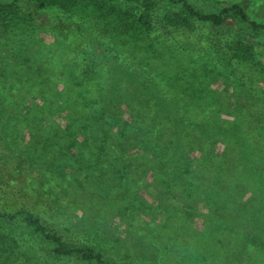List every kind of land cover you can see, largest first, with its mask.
<instances>
[{
  "label": "rangeland",
  "instance_id": "rangeland-1",
  "mask_svg": "<svg viewBox=\"0 0 264 264\" xmlns=\"http://www.w3.org/2000/svg\"><path fill=\"white\" fill-rule=\"evenodd\" d=\"M190 1L202 11H216L220 2L242 0ZM262 3L264 0H250L247 10L249 19L259 24H264V10L257 11ZM136 4L129 0L128 7L133 14H140ZM158 7L162 15L179 10L167 1ZM125 10L122 8L121 14L125 22L122 27L129 29L126 33H120V27L116 32H112V27L105 30L103 13L80 6L75 11L51 10L48 17L52 24H40L26 16L16 34L11 32L9 43L20 48L15 55L3 42L0 84L16 83L18 78L27 84L16 93L0 87V161L7 163L16 158L18 167L24 171L22 177L13 178L9 176V168L0 165L4 174L0 176V189L6 202L13 208H33L37 201L47 200L48 194L41 193L33 184L39 178L28 165L60 176L50 182V188H59L66 174L68 185H75L81 175L79 183L92 198L93 208L86 209L82 200L75 199L62 202L55 210L54 228L64 234L68 243L90 246L113 264H264V130L254 123L235 122V118H240L216 107V99L233 106L242 103L244 113H248L247 107L259 100L246 92L241 83L238 85L224 57L212 48L221 43L219 39H213L209 48L195 45L186 36L169 44L159 39L146 41L140 30L129 27L136 24V17H130ZM226 27L229 30L240 27L247 37L264 43L263 29L255 30L242 22H232ZM220 32L223 31L216 30L217 35ZM123 60L140 62L153 71V81H147L146 86L150 93L159 94L165 106L160 114L171 121L168 133L199 131V123L206 122L205 131L209 135L233 139V148L238 149L236 154L229 151L237 156L239 166L238 169L233 166V159L226 161V165L242 181L236 186L231 184L226 170L219 179L214 175L213 188L206 196L216 207L207 209L196 198L191 205H185L172 190L183 180L178 169L184 152L180 139L166 155L150 151L151 146L136 147L143 162L137 165L128 160L118 166L112 177L102 175L94 163L88 162L90 154L75 156V151L69 148L70 131L65 126L73 111L71 105L78 100L82 104L100 102L101 96L95 94L98 84H103L110 70L107 68L128 67ZM131 65L132 70H139L137 65ZM113 80H118L115 72ZM125 96L130 100L139 98L135 93ZM207 105L212 108L207 110ZM216 118L224 119L228 125L224 128L212 125ZM219 137L212 146L218 159L225 148ZM110 141L117 149L125 150L127 143L119 141L118 136ZM97 156L102 158L104 152L99 150ZM29 170L31 173H27ZM218 172L222 173L219 167L215 169ZM9 180H15L19 194L8 195L11 191L5 184ZM26 186H32V190L20 191ZM55 192L60 198L58 189ZM219 200L228 201L221 207ZM50 202L45 206H51ZM37 208L43 215H55ZM72 259L66 264H76L78 260Z\"/></svg>",
  "mask_w": 264,
  "mask_h": 264
},
{
  "label": "trees",
  "instance_id": "trees-1",
  "mask_svg": "<svg viewBox=\"0 0 264 264\" xmlns=\"http://www.w3.org/2000/svg\"><path fill=\"white\" fill-rule=\"evenodd\" d=\"M134 1L137 3L135 8L138 12L140 11V14L130 12L129 0H118V2L116 0H14L0 2V50L5 41L12 53L17 54L20 48L16 44L9 43L11 34H16L20 23L25 20L26 16L34 20L37 19L40 24H52L48 13L53 9L75 11L82 6L89 10H95V12L100 11L106 21L105 30L112 27L114 28L112 32H116L120 27V33H126L129 29L122 27L125 22L121 14L122 8H125L124 13L129 14L132 18L136 17V24L129 27L134 28L135 31L140 30L146 41L159 39L167 41L169 44L171 41L186 36L190 41L196 42L195 45L201 44L205 45V48H209L212 47L213 39H219V43H221L212 48L224 57L226 66L229 72L237 78L238 85L241 83L244 90L252 93L259 103L251 104L247 107L248 113H244L245 108L242 103L233 106L216 99L217 110L240 118H235V122L241 120V122L254 123L264 130V78H262L264 43L250 39L240 27H233L231 30L226 27L232 22H242L248 23L252 29L264 30V24L249 19L247 10L250 0L228 4L220 2L217 4L216 11H202L196 8L190 0H132V2ZM166 1L171 3L173 8L179 10L167 11L162 15L158 12V5ZM263 10L264 3L257 11ZM56 25L58 27L59 23ZM54 27L57 28L55 24ZM216 30L223 32L217 35ZM194 37L198 38L193 39ZM234 39L237 41L233 42ZM3 55L4 52L1 51L0 57L2 58ZM123 62L129 66L122 68L121 65H114L112 68H107L110 70H107L103 84H98L95 93L97 96H101L100 102L90 101L82 104L78 100L71 105L70 109L73 111L67 118L69 126L65 127H68L67 130L70 131L72 147L66 143L67 147L75 151L73 152L75 156L90 154L88 162L94 163L102 175H111L109 177H112L118 166H123L128 160L135 161L137 165L143 162L139 157V150H135L136 147L149 149L151 146L150 151L166 155L168 151L178 145L180 139L179 145L181 143L180 146L183 147L184 152L182 150L178 169L183 180L173 186L172 190L181 197L185 205H191L192 201H195L193 198H196L202 204L204 202L207 209H211L212 205L216 207L212 200H208L206 196L213 188L211 184L213 176L215 175L219 179L226 170L230 173L231 184L236 186L242 181L232 170V167L226 165V161L233 159V166L237 169L239 166L237 156H233V152L236 154L238 149L233 148L235 147L233 139L219 137L220 135H209L205 131L208 126L206 122V124L199 123V131L189 132L190 129H186L177 134L168 133L171 128L168 123L171 121L165 115L160 114V112H164L165 106L160 102L159 94L150 93V88L148 89L146 86L147 81H153L151 77L153 71L145 65H141L140 62H126V60ZM131 63L137 65L139 70H132ZM93 65L95 66V63ZM114 72L117 74L118 80H113ZM15 81L16 83L11 81L9 84H0V87L8 92L16 93L22 91L23 86L27 85L19 78L18 81ZM99 91H101L100 94ZM131 93L137 94L139 98L137 100L127 99L125 94L130 95ZM24 107L16 110L20 111ZM210 108L212 107L207 105V110ZM204 116L205 113L200 115L201 118ZM212 125L224 128L228 123L224 119L216 118ZM163 129L166 130L163 131ZM117 136L119 141L127 143L126 148L124 147L125 150L120 147L117 149L111 143L110 139L115 140ZM216 137H219V141L225 146L219 159L212 151ZM99 150L104 152L102 158L97 156ZM192 152L193 155L190 156ZM15 160L16 158H10L7 163L2 160L0 165L5 164L9 168V176L19 178L22 177L24 171L18 167ZM27 167L32 169L34 175L39 178L33 184L40 189L41 193L48 194L47 200L44 202L48 203L51 200L53 202H50L51 206L47 207L41 199V202L37 201L33 208H13L6 202V196L0 189V205H2L0 209V264H66L69 260H73L72 258L78 260L76 264H113L102 253L96 252L90 246L66 242L64 234L54 228V217L57 216L55 210L62 202L80 199L86 205V209L93 208L90 204L92 198L87 195L84 185L79 183L82 181L78 171L76 172L78 176L75 185H68L66 180L69 179V174H66V178L61 180L59 188H57L58 186L50 188V182L60 177L58 174L45 169L37 170L29 165ZM218 167L222 173H215V169ZM30 170L27 173H31ZM1 175L4 174L0 167ZM13 181L15 180H9L5 184L8 192L11 191L8 194L11 196L20 193L19 188L14 187L16 183ZM26 187L27 189L21 188L20 191L32 190V186ZM56 189L59 191L60 198L56 197ZM152 190L156 191L154 188ZM40 198H43V195ZM227 201L219 200L218 204L223 207ZM36 206L52 211L55 215H43Z\"/></svg>",
  "mask_w": 264,
  "mask_h": 264
}]
</instances>
